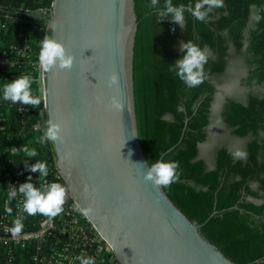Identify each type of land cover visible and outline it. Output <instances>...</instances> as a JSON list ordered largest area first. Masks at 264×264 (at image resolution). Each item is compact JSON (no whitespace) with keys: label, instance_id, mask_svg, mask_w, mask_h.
<instances>
[{"label":"water","instance_id":"obj_1","mask_svg":"<svg viewBox=\"0 0 264 264\" xmlns=\"http://www.w3.org/2000/svg\"><path fill=\"white\" fill-rule=\"evenodd\" d=\"M47 36L75 57L71 70L38 75L40 119L63 125L51 143L66 192L110 246L116 264H240L201 231L164 188L144 179L146 157L141 62V0H51ZM42 18V10L33 11ZM117 72L120 88L108 86ZM118 95L121 109L111 106Z\"/></svg>","mask_w":264,"mask_h":264},{"label":"trees","instance_id":"obj_2","mask_svg":"<svg viewBox=\"0 0 264 264\" xmlns=\"http://www.w3.org/2000/svg\"><path fill=\"white\" fill-rule=\"evenodd\" d=\"M163 4L164 0H160ZM196 0H173L174 4ZM141 0V62L144 98L146 157L179 161L180 181L164 188L187 215L204 222L202 233L227 256L240 264H264V18L251 19L255 4L264 17V0H224L214 9L209 22H201L185 13L184 29L169 19L158 22L155 10ZM17 10L0 5V18ZM46 14L36 24L47 36ZM33 31L39 30L27 24ZM175 27V32L172 29ZM180 41H192L210 51L205 66L208 78L195 88L184 84L169 71L182 58ZM241 53L247 73L241 81L251 86L246 101L227 96L223 117L238 135L251 133L247 141V159L234 158L226 145L217 147L214 164L208 166L199 155V144L207 138L211 105L217 85L210 76L225 70L231 60V46ZM254 85L259 89L255 90ZM183 105V111H178ZM47 145L51 147L50 142ZM9 172H3V176ZM255 184L257 187H255ZM40 222L23 231H37Z\"/></svg>","mask_w":264,"mask_h":264},{"label":"clouds","instance_id":"obj_3","mask_svg":"<svg viewBox=\"0 0 264 264\" xmlns=\"http://www.w3.org/2000/svg\"><path fill=\"white\" fill-rule=\"evenodd\" d=\"M147 7L155 10L158 22L169 19L174 25H178L184 29L185 13H190L192 17L201 22H209L210 14L214 9L224 7V0H196L195 4L188 3L187 5L174 4L173 0H164L161 4L160 0H150ZM252 10L251 19L259 23L264 18L262 17L255 4L250 5ZM175 27L172 29L175 32ZM181 52L184 53L182 58L178 59L170 68L169 71L175 75L184 84L190 88H195L204 83L210 74L205 70V66L210 59V51L207 48H201L192 41H181ZM75 62V57L70 55L65 45L53 37L46 36L41 41L39 52V65L44 71H51L59 67L60 69L71 70ZM33 79L30 76H20L11 83L3 86L2 98L4 101H10L13 104L31 105L36 108L40 105L41 99L33 94L32 84ZM108 86L119 90L120 76L119 73L113 72L108 78ZM111 106L115 109H121L122 104L118 95L111 97ZM178 111H183V105H178ZM63 125L59 122L49 120L45 126L44 134L39 138V144L44 145L46 142L56 143L63 142L64 137ZM22 151L26 157L33 158L38 155L35 148L30 149L28 146H23ZM15 152V149H13ZM234 158L247 159V152L243 149H237L231 153ZM26 169L31 172H39V179L46 178L49 175L48 165L46 162L37 160L35 164H29L28 159L24 161ZM148 170L144 179L151 182L156 187L170 188L173 183L180 181L182 170L179 161H166L157 159L155 163L148 165ZM31 181V177H29ZM18 192L23 196L22 211L28 216L40 214L50 219L61 215L64 212L66 203V188L57 182L41 183L37 187L32 182H25L18 187ZM17 191H11L9 198H15ZM92 209L82 208L81 213L85 218H88ZM21 231L20 226L14 229V233ZM80 264H96V261L91 257H79Z\"/></svg>","mask_w":264,"mask_h":264},{"label":"built area","instance_id":"obj_4","mask_svg":"<svg viewBox=\"0 0 264 264\" xmlns=\"http://www.w3.org/2000/svg\"><path fill=\"white\" fill-rule=\"evenodd\" d=\"M2 4L3 0H0V5L3 6ZM26 21L32 22L31 24L39 30L38 32L44 34L45 28L37 25L36 20L27 18ZM28 28L30 27L28 26ZM5 62L20 68L21 76L27 75L26 71L28 70L24 69L27 63L24 49L18 46L5 49L2 56H0V68ZM33 67H36L39 73L43 74L44 70L39 65V59L34 61ZM33 94L41 99L40 105L36 108L31 105L7 102L13 104L17 113L22 115L29 114L31 108H34L37 118H40L36 110L45 107V98L40 97L37 91ZM2 101L4 100L0 94V103ZM45 126L46 124L41 119L35 121V129L45 128ZM48 171L49 175L42 182L21 179L15 171H8L9 175L3 176L4 171H0V184L5 185L3 187L7 193L8 205V210L0 213V247L6 248L3 264H17L15 250L17 245L24 247L34 261H42L43 264H80L78 258L81 256L93 258L96 264H116L107 255V248L110 244L106 240H99V230L89 218L82 215L80 206L69 193H67L64 212L61 215L50 219L37 214L35 222H40L41 227L37 231L22 230L27 225L23 224L25 213L22 211V207L24 198L19 194L18 187L25 182H32L37 187L41 183L50 184L53 182L64 186L63 177L55 164L51 163ZM14 190L17 191V196L9 198V193ZM17 226H20L21 231L14 233ZM33 249L42 250V253L32 252Z\"/></svg>","mask_w":264,"mask_h":264},{"label":"crops","instance_id":"obj_5","mask_svg":"<svg viewBox=\"0 0 264 264\" xmlns=\"http://www.w3.org/2000/svg\"><path fill=\"white\" fill-rule=\"evenodd\" d=\"M51 0H3L4 7H11L17 10L15 15H7L6 18H0V56L5 49L11 46H18L25 50L27 76H30L34 83L32 91L38 92V75L39 71L33 67L34 61L39 59L41 41L45 36L41 32L33 31L27 24L32 22L26 21L38 20L29 9L33 11L42 10V17L45 10L43 6H48ZM20 68L5 62L0 68V94L2 95L3 86L21 76ZM37 119L34 108H31L29 114L17 113L13 104L2 101L0 103V171H15L16 175L24 180L33 182H42L45 178L39 179V172H31L26 169L24 161L28 159L29 164H35L37 160L46 162L48 170L51 165L52 153L47 142L44 145L39 144V138L44 134L45 128L35 129ZM35 127V128H34ZM30 149L35 148L38 155L33 158L26 157L22 151L23 146ZM15 149V152H13ZM4 185V184H3ZM3 185L0 184V213L8 210L7 193ZM5 186V185H4ZM35 216L24 214L23 224H34ZM17 264H43L42 261H34L30 253L22 246L16 248ZM42 253V250L33 249L32 252ZM6 254V248L0 247V264H3ZM109 256V253L107 254ZM110 257V256H109Z\"/></svg>","mask_w":264,"mask_h":264},{"label":"rangeland","instance_id":"obj_6","mask_svg":"<svg viewBox=\"0 0 264 264\" xmlns=\"http://www.w3.org/2000/svg\"><path fill=\"white\" fill-rule=\"evenodd\" d=\"M181 47V41L179 43ZM232 58L228 62L224 71L215 73L210 79L217 85V93L210 110V122L207 126V138L199 144V155L205 158L208 166L214 164L215 151L221 145L228 146L232 153L237 149L247 150L246 144L253 137L251 133L238 135L233 132V127L229 125L223 117L224 100L227 96L235 97L246 101L251 86L244 84L241 78L247 73V65L241 53L236 51L232 45L230 48ZM255 90L259 89L254 85ZM255 187L256 184H255ZM264 196L257 198L258 201Z\"/></svg>","mask_w":264,"mask_h":264},{"label":"flooded vegetation","instance_id":"obj_7","mask_svg":"<svg viewBox=\"0 0 264 264\" xmlns=\"http://www.w3.org/2000/svg\"><path fill=\"white\" fill-rule=\"evenodd\" d=\"M212 106V105H211Z\"/></svg>","mask_w":264,"mask_h":264}]
</instances>
